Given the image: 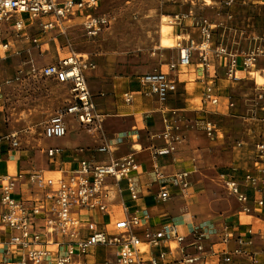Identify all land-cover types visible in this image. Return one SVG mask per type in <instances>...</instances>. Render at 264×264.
Listing matches in <instances>:
<instances>
[{"label": "built area", "instance_id": "2783aa9c", "mask_svg": "<svg viewBox=\"0 0 264 264\" xmlns=\"http://www.w3.org/2000/svg\"><path fill=\"white\" fill-rule=\"evenodd\" d=\"M113 0H0V57L9 53L12 47L11 37L21 36L37 24L36 33H50L57 29L65 32V21L83 17V26L91 36L105 30L110 20L100 14L99 8ZM35 29V28H34ZM207 36L209 32H206ZM37 35V34H36ZM32 35V41H38ZM210 35L208 36L209 39ZM178 61L171 63L172 69L179 67H209L210 57L206 42L197 43L191 39L188 44L178 43ZM260 52V53H259ZM253 51L245 56L243 65H239L235 56L229 65V79H239L238 69H247L256 61L262 51ZM95 68L94 63L81 54L71 56L45 65L40 74L45 79L69 86L71 98L68 104L45 124L43 135L46 139H60L67 135L66 117L77 120L89 129H101L104 115L97 110V103L88 86L87 72ZM174 82L153 86V93L175 92ZM127 102L132 94H124ZM201 114L194 123L201 121L206 132L212 133L214 124L208 121L206 106H217L220 97L216 93V83L206 85L203 92ZM233 106V102H229ZM183 116V115H182ZM180 111H173V119L166 121L159 138L164 141L160 147H154L153 155L167 156L176 152L179 144L186 140V132L180 126ZM17 133L6 137L11 147H20ZM119 143L101 145L98 150L110 153L103 163L82 160L79 167L71 172L58 174L36 170L23 174L0 176V255L1 264H90L87 257L98 245L112 247L116 256L115 264H211V258H218L221 264H237L240 256H248L250 264H261L258 254L252 249L253 231L245 230L235 235L231 226L186 223L187 232L180 234L177 225L170 223L154 230L146 228L144 220L150 216L146 211L128 214L127 201L138 198L139 185L137 173L140 164L135 153L119 156ZM45 154L56 157L63 149L49 147ZM258 157L264 159V145H259ZM164 186L186 188L189 186V172L183 171L166 177L158 172ZM236 172L223 173L221 178L227 193L237 199L241 209L251 212L250 196L242 185L255 192V203L264 206V167L258 172L247 170L240 180ZM25 178V179H24ZM26 189L29 191L27 194ZM120 195L124 215L112 224L99 227L98 223L86 220L85 215L96 211L105 213L109 209L111 197ZM159 198L164 201L170 197L168 189H163ZM139 229V230H138ZM175 241L176 246L170 244ZM188 243V245H186ZM184 257L172 260L171 254L179 249ZM193 247L194 252H185Z\"/></svg>", "mask_w": 264, "mask_h": 264}, {"label": "rangeland", "instance_id": "374dc122", "mask_svg": "<svg viewBox=\"0 0 264 264\" xmlns=\"http://www.w3.org/2000/svg\"><path fill=\"white\" fill-rule=\"evenodd\" d=\"M99 12L108 17L110 24L96 36L85 30L84 16L68 23L72 25L71 33L67 29L62 33L57 29L36 33L40 29L36 24L33 33L28 34L27 30L18 37L12 35L14 46L0 57V109H4L0 115L7 120V125L11 123L15 131L22 125L26 130L32 129V133L27 134L40 140L41 147L45 145L44 126L55 112L68 104L71 91L66 84L43 78L40 70L44 64L59 62L74 53L88 57L95 65L87 72L88 86L97 98H101L104 94H113L130 76L177 72L178 69L171 68L172 53L177 54L178 59V43L185 45L194 39L197 43H207L210 66L182 67L184 73L208 80L205 88L220 78L238 85L230 111L233 118L227 128L218 132L219 141H215L214 128L212 133L205 131L204 136L201 133L210 146H215L210 167H215V173L225 171L226 168L218 166L217 161L229 157L232 161L227 166L231 168L228 172H236L240 180L247 170L258 172L264 167V159L258 157L261 153L259 145H264V0H113L102 5ZM163 25L176 26L175 35L168 40V44L175 46L164 50L160 48ZM206 32H209V39ZM32 35L39 40L32 41ZM253 51L263 54L247 69H238L237 81L229 79L232 59L237 56L242 66L245 56ZM33 99L38 107L33 110L30 120L13 121L7 113L9 108ZM113 99L112 95L108 98L111 105H114ZM196 99L195 104L189 101V108H202L203 94L199 92ZM102 109L105 108L102 106ZM94 140L96 145L102 144L100 138ZM52 141L59 142L58 139ZM218 180L224 184L216 173L215 182ZM223 184L220 187L224 198ZM242 189L253 205L251 212L241 211L253 214L255 192L245 184ZM256 208L264 214V206ZM261 226L258 224L257 227ZM263 238L264 233L260 236Z\"/></svg>", "mask_w": 264, "mask_h": 264}, {"label": "crops", "instance_id": "0c3cea01", "mask_svg": "<svg viewBox=\"0 0 264 264\" xmlns=\"http://www.w3.org/2000/svg\"><path fill=\"white\" fill-rule=\"evenodd\" d=\"M69 20L65 21L67 31L72 28V25L68 24ZM34 28H30L27 33H33ZM69 32L72 31L69 30ZM177 61V54L172 53L171 63ZM183 73L184 70L180 67L177 72L172 71L169 75L149 73V75L130 76L122 86L117 87L115 92L110 94L114 96V105L108 101L110 95L104 94L103 97L97 98L96 94L91 91L97 103L98 112L104 115L103 127L91 130L67 116V135L58 139L57 143H54L53 139H47L43 147L39 145L40 140L27 134L32 133V129L26 130L22 125L18 131H15L12 124L7 125V120L1 118L0 115V176L7 174H23L25 176L36 170H44L49 174H58L61 171L71 172L76 170L84 159L97 163L105 162L110 153L100 152L98 147L101 145L113 147L119 143L120 150L114 155L135 153L140 164L137 173L138 198L127 201V212L124 210L126 213L131 215L146 211L150 216L144 220L146 228L157 230L164 225L173 223L177 225L180 234L187 232L186 223L191 221L196 224L214 225V227L233 224L235 235L245 230H252L257 232L251 238L252 249L258 254L260 263L264 264V238L260 239L264 233V214L258 212L256 204L252 215L244 214L241 211L240 203L230 196L225 188L224 191L222 189L224 198L222 197V187L220 186L223 183L221 180H218V183L215 182L216 173L221 177L223 172L229 173L231 168L224 166L221 168H226L225 171L215 173V167H210L213 165V148L215 146H210L209 140L203 137V133H205L203 123L201 121L194 123V119L198 118L202 109H205V105L202 102L200 109L189 108V101L195 99L199 92L203 94L205 83H209V81L195 77L193 74ZM163 81L164 83H176L177 90L153 93V86L159 85ZM245 83H247L246 80ZM234 84L236 83L226 78L218 79L216 93L220 97V103L217 106H206L207 113L204 117L214 124L216 142L219 141L218 132L227 128L233 118L230 112L232 106L229 105V102L234 100V92L238 86ZM127 92L132 94L131 102L124 99V94ZM102 106L105 109H102ZM3 111V108L0 109V113ZM173 111H180L182 118L179 124L182 131L186 132V140L178 145L175 153L156 158L153 155V148L164 144L159 135L165 128V122L173 119ZM34 131L36 130L34 129ZM14 133L18 134L17 139L20 140V147L16 149L11 147L12 139H6ZM224 133L226 132L224 131ZM97 138L102 140V144L96 145L94 139ZM49 147L63 149V153L53 158L45 156L44 149ZM183 171L189 172L190 184L186 188L164 186L158 177V172L170 177ZM164 188L169 190L170 197L162 201L158 194ZM26 191L29 194L27 189ZM122 205L121 196L119 194L113 196L109 200L110 207L107 212L96 211L93 214L85 215L86 220L98 223L100 228L105 223L110 225L125 214L124 211H119ZM258 224L262 226L258 228ZM170 244L176 246L175 241H171ZM178 246L180 248L171 254L174 261L184 257L181 248L184 247V244ZM194 250L193 247H188L185 252H194ZM113 251L112 247L98 245L87 257V261L90 264H115L116 256ZM1 260L0 255V264ZM238 261L237 264H250L248 256L245 255L240 256ZM211 264L221 263L218 262V258H211Z\"/></svg>", "mask_w": 264, "mask_h": 264}, {"label": "bare ground", "instance_id": "6f19581e", "mask_svg": "<svg viewBox=\"0 0 264 264\" xmlns=\"http://www.w3.org/2000/svg\"><path fill=\"white\" fill-rule=\"evenodd\" d=\"M176 23V22H175ZM176 33V26L175 25H163L161 29V38H160V48L166 49L168 46L171 48L175 46L174 43L168 44L169 39L173 37ZM209 36V34H208ZM167 52V51H166ZM166 59L169 61L168 56L165 55ZM197 102V99H191L190 103L195 104ZM42 106V105H40ZM37 102L35 99L29 101L28 103H24L21 106L18 107H11L7 111L8 115L11 116V119L13 121H19V122H27L30 120L33 110L37 108ZM232 159L229 157H226L224 160H218L217 165L222 166H228L231 164Z\"/></svg>", "mask_w": 264, "mask_h": 264}]
</instances>
